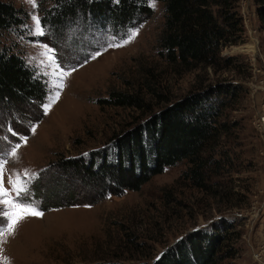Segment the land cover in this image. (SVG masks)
I'll use <instances>...</instances> for the list:
<instances>
[{
  "label": "rangeland",
  "instance_id": "1",
  "mask_svg": "<svg viewBox=\"0 0 264 264\" xmlns=\"http://www.w3.org/2000/svg\"><path fill=\"white\" fill-rule=\"evenodd\" d=\"M10 1L23 7L28 19L23 36L11 32L4 39L17 43L26 61L43 75L48 87L44 105L51 95V85L44 75L48 69L39 65L36 42L52 48V38L47 33V37L33 35L32 17L40 18L41 0H36V7L29 0ZM149 4L153 13L124 37L92 39V45L103 46L74 66L76 71L67 78L59 101L50 111L45 113L40 107L36 113L13 118L14 113H0V150L9 152L12 145L22 144L19 158L9 159L5 186L11 187L8 179L14 171L29 169L38 177L31 183L27 198L38 206L40 199L48 203V207H39L42 217L25 219L3 245L0 251L10 264H94L102 259L153 264L154 258L178 237L220 216L240 221L236 224L241 232L236 240L237 264H264V29L254 0L239 1L243 40L221 49V55H230L232 63L189 70L175 68L158 54L163 5L160 0L155 7L152 0ZM132 32L138 35L126 45L108 47ZM97 52L102 54L93 59ZM147 78L152 81L151 91L144 85ZM217 80L235 83L239 94L223 115L230 125L217 146L224 166L212 174L207 188L180 176L187 166L181 160L151 176L138 189L126 188L119 194L108 193L95 202L81 203L94 195L76 189V176L49 166L61 156L84 155L111 142L114 133L151 108L156 110L192 88ZM113 87L131 92L140 88L150 107L101 104L99 100ZM20 137H27V144ZM34 188L41 196L32 191ZM73 195L80 200L72 201ZM54 201L67 202L50 206ZM254 254L259 260L253 258Z\"/></svg>",
  "mask_w": 264,
  "mask_h": 264
},
{
  "label": "trees",
  "instance_id": "2",
  "mask_svg": "<svg viewBox=\"0 0 264 264\" xmlns=\"http://www.w3.org/2000/svg\"><path fill=\"white\" fill-rule=\"evenodd\" d=\"M149 1L41 0L40 20L45 33L52 38V48L56 49L61 66L74 67L103 46L92 45V39L104 35L122 38L149 17L153 13ZM160 1L164 22L157 52L162 59L179 70L232 63V57L221 55V49L243 40L240 0ZM254 4L260 27L264 29V0H254ZM27 19L23 7L0 0V113L10 116L14 113L12 118L29 115L31 111L36 113L48 92L43 75L26 61L17 43L10 44L4 39L11 32L23 36ZM149 81L147 78L144 85L151 91ZM237 86L231 81L217 80L192 88L121 128L111 136L112 143L84 155L61 156L49 166L67 176H76L79 182L76 189L94 195L89 201L74 199L73 195L72 201L81 203L95 202L126 188L138 189L151 176L181 160L187 166L180 176L207 188L212 174L224 166L223 154L217 151V146L230 126L223 115L239 94ZM99 102L148 106L140 88L132 92L110 88L108 96ZM32 191L41 196L35 188ZM66 202L54 201L50 206ZM39 207H48L47 201L40 199ZM237 223L220 216L210 224L196 226L166 246L153 264H237L236 240L241 235ZM94 264L132 263L102 259Z\"/></svg>",
  "mask_w": 264,
  "mask_h": 264
},
{
  "label": "snow or ice",
  "instance_id": "3",
  "mask_svg": "<svg viewBox=\"0 0 264 264\" xmlns=\"http://www.w3.org/2000/svg\"><path fill=\"white\" fill-rule=\"evenodd\" d=\"M116 2L118 3L119 0H116ZM29 3L36 7V0H29ZM152 6H156V0H152ZM32 19L34 21L33 35L37 37L44 36L46 34L45 28L42 26L39 16H33ZM136 35H138V32H132L127 39L122 42H112L108 47H122L134 39ZM36 44L39 48V65L48 69V71L44 72V75L50 78L51 95L48 97L47 103L42 105L45 113H47L59 101L61 93L66 87L67 78L76 71V68L66 69L62 67L57 60L56 49L39 41ZM101 54V52H97L92 58L95 59L96 56ZM35 130V126H33L31 132L34 133ZM20 139L23 144H27V137H20ZM21 147L22 144L17 143L11 146L9 152L0 150V250H2L9 237L16 234L21 222L28 217L43 216L39 206L27 198V194L30 192V185L38 177V173L29 169H24L22 172L14 171L13 175L8 179L11 187H6L4 183L9 159H18V150ZM157 259H160V257H157ZM0 264H10L8 257L4 256L2 251H0Z\"/></svg>",
  "mask_w": 264,
  "mask_h": 264
},
{
  "label": "built area",
  "instance_id": "4",
  "mask_svg": "<svg viewBox=\"0 0 264 264\" xmlns=\"http://www.w3.org/2000/svg\"><path fill=\"white\" fill-rule=\"evenodd\" d=\"M261 119L264 120V116ZM253 258L256 259V260H259V258L257 257L256 254L253 255Z\"/></svg>",
  "mask_w": 264,
  "mask_h": 264
},
{
  "label": "water",
  "instance_id": "5",
  "mask_svg": "<svg viewBox=\"0 0 264 264\" xmlns=\"http://www.w3.org/2000/svg\"><path fill=\"white\" fill-rule=\"evenodd\" d=\"M179 238V237H178Z\"/></svg>",
  "mask_w": 264,
  "mask_h": 264
}]
</instances>
